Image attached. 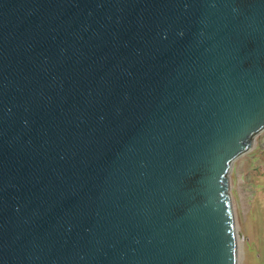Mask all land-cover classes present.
<instances>
[{
    "label": "water",
    "instance_id": "water-1",
    "mask_svg": "<svg viewBox=\"0 0 264 264\" xmlns=\"http://www.w3.org/2000/svg\"><path fill=\"white\" fill-rule=\"evenodd\" d=\"M263 130L264 0H0V264H238Z\"/></svg>",
    "mask_w": 264,
    "mask_h": 264
},
{
    "label": "rangeland",
    "instance_id": "rangeland-1",
    "mask_svg": "<svg viewBox=\"0 0 264 264\" xmlns=\"http://www.w3.org/2000/svg\"><path fill=\"white\" fill-rule=\"evenodd\" d=\"M238 264H264V130L229 175Z\"/></svg>",
    "mask_w": 264,
    "mask_h": 264
}]
</instances>
